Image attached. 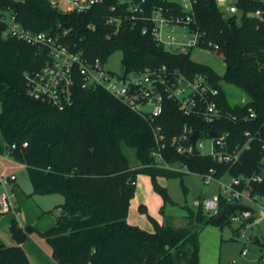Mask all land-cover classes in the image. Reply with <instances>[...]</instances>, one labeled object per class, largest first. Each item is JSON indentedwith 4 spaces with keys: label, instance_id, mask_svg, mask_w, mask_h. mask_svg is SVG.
Segmentation results:
<instances>
[{
    "label": "trees",
    "instance_id": "16d2710c",
    "mask_svg": "<svg viewBox=\"0 0 264 264\" xmlns=\"http://www.w3.org/2000/svg\"><path fill=\"white\" fill-rule=\"evenodd\" d=\"M192 2L189 27L201 34L209 48L219 45L218 55L226 64L223 76L194 61L192 49L171 51L150 34L142 33L145 20L134 26L126 19L114 33L116 26L107 21V3L78 13L62 11L48 0H0V11L11 9L25 27L49 32L88 58L100 57L106 62L121 50L126 72L165 64L190 77L203 74L220 89L218 101L231 114L241 117L249 108L257 112L249 120L206 123L185 115L176 101L168 100L161 123L170 134L178 133L188 123L206 136L211 129L229 131L234 143L246 139V130L255 138L251 148L233 165L199 152L179 153L172 145L163 150L164 164L170 167L159 165L152 156L157 145L146 119L107 89L84 88L79 77L73 105L62 110L31 97L27 74L42 68L49 58L48 48L6 36L5 24H0V154L7 152L26 165L34 194L64 196V202L56 207L55 223L40 232L59 264H200L202 229L208 224H230L240 214L218 218L202 206L185 205L184 226L155 220L153 231L127 220L141 173L152 176L154 181L159 176H183L185 172L178 168L199 174L214 168L219 178L226 173L250 175L259 169L263 157L264 0H237L238 11H228L230 15H225L217 0ZM153 6H163L166 13L175 16L187 14L178 1L147 0L145 15L151 14ZM222 80L242 89L249 100L232 104ZM124 145L136 149L138 166L130 165ZM156 188L165 200L169 199L165 187ZM253 192L264 194V184L253 183ZM231 204L222 198L219 211ZM9 228L17 244L7 245L0 237V264H32L21 244L34 228L20 227L16 218H12ZM254 242L264 251V242L256 237ZM263 258L264 254L259 264Z\"/></svg>",
    "mask_w": 264,
    "mask_h": 264
},
{
    "label": "built area",
    "instance_id": "2783aa9c",
    "mask_svg": "<svg viewBox=\"0 0 264 264\" xmlns=\"http://www.w3.org/2000/svg\"><path fill=\"white\" fill-rule=\"evenodd\" d=\"M52 6L62 11L86 12L99 4H108L109 16L107 21L116 26L117 33L124 21L128 19L135 26L145 20L141 27L144 34H150L159 44L175 52H186L195 47L219 53V45L212 48L206 46L201 34L192 31L189 27L190 12L193 10L192 0L180 3L186 16H175L166 13L163 6H153L150 15H145L147 0H48ZM218 5L230 12H237L238 8L233 0H217ZM257 11L256 14H260ZM5 24L4 34L25 42L44 45L48 48L49 58L41 69L27 74V92L36 99L48 102L58 109H65L74 103V87L77 78L82 80V87H103L112 95L120 99L133 111L140 113L151 127L156 148L152 156L159 165L164 164L163 150L167 145L175 146L179 153L192 155L199 152L210 155L219 163L233 165L237 163L243 152L251 148L255 136L246 130L244 141L232 142V135L226 130L211 129L208 136L200 130L186 123L178 133L170 134L161 123V118L168 100L178 103L179 109L193 119L203 120L206 123H215L224 119L249 120L257 116L253 108L239 117L227 111L218 101L220 89L211 84L203 74L188 76L179 69H171L167 65L145 67L124 73H116L106 67V62L100 57L88 58L82 52L73 51L67 44L53 34L46 31H34L18 21L11 9L0 11V24ZM183 28L181 38L174 33ZM150 107V111H143L142 107ZM195 130L199 131L196 143L191 141ZM211 131L216 134L211 135ZM210 138L211 150L206 153L200 148L204 145L203 139ZM264 151V140H261ZM27 145V142H24ZM16 144H13V148ZM205 181L210 183L218 180L223 192L203 200L195 199L196 207L202 206L207 213L218 214L222 198L229 203L239 204L242 200L255 203L257 212L264 214V194L253 192V183L264 184V153L259 169L250 175H228L229 181H222L216 176V169L202 174ZM17 179L16 173L0 175V215L13 214L16 218L20 214V207L15 194L9 188L10 181ZM235 217V216H234ZM233 217V219H234ZM247 254V247L242 251ZM236 262L235 260L233 263ZM138 264H146L141 262ZM259 264V263H258ZM260 264H264V258Z\"/></svg>",
    "mask_w": 264,
    "mask_h": 264
},
{
    "label": "rangeland",
    "instance_id": "374dc122",
    "mask_svg": "<svg viewBox=\"0 0 264 264\" xmlns=\"http://www.w3.org/2000/svg\"><path fill=\"white\" fill-rule=\"evenodd\" d=\"M20 1V0H17ZM184 3L188 0H173ZM231 13L225 10V15ZM184 30L181 28L174 35L182 37ZM122 51L117 50L106 60V67L116 73H124L122 62ZM191 58L199 63L210 66L217 74L223 76L226 71V64L218 54L195 47L191 51ZM223 87L228 93L232 104L245 103L249 96L239 87L221 81ZM0 101V112H1ZM0 142L2 134L0 130ZM204 145L200 148L203 152H210V138L203 139ZM124 151L129 158L131 166L140 164L136 149L132 146L124 145ZM185 172L183 176H159L154 178L148 174H139L136 180V192L130 201L127 220L130 223L137 224L142 228L153 231L155 229V220L157 222L170 223L175 226H184L186 224L185 215L187 211L183 206L197 208L193 202L195 199L203 200L207 197H213L219 192V181L213 180L207 183L202 174L189 172L187 169L178 168ZM0 170L6 173L15 172L18 176V185L16 193L20 199L21 211L17 216V221L22 226H32L34 228L31 238H35L38 243L44 245V240L40 232L47 230L55 223V214L58 213L57 197L64 201V196L59 193L53 194H34L33 185L26 165L14 159L9 153L0 154ZM222 181H229L228 175L221 177ZM161 185L166 188L169 196L165 200L163 195L156 188ZM62 201V202H63ZM246 204L257 210L255 203L242 200ZM164 208V210H162ZM27 215V218L24 215ZM6 215V216H4ZM5 218L0 220V235L4 242L15 244L14 237L9 228L14 215L2 214ZM30 234V233H29ZM28 234V237L29 236ZM258 238L264 242V214L257 212L251 219L245 220L241 214L236 215L230 224L218 226L208 224L199 234V257L202 264H256L264 251L259 244L254 242ZM42 240L43 242H40ZM247 247V254L243 255V249ZM236 261L233 263V261ZM40 264H46L44 262Z\"/></svg>",
    "mask_w": 264,
    "mask_h": 264
},
{
    "label": "crops",
    "instance_id": "0c3cea01",
    "mask_svg": "<svg viewBox=\"0 0 264 264\" xmlns=\"http://www.w3.org/2000/svg\"><path fill=\"white\" fill-rule=\"evenodd\" d=\"M233 2L236 3V1H234V0H233ZM12 173H15V172L6 173V172H3V171L0 170V175H10ZM17 185H18V176H17L16 180L10 181L9 188H10L11 192L15 194V198H16V200H17V202L19 204L20 210H21L20 199L18 198L17 193H16ZM57 199H58L57 201H60V202H58V205L64 202L61 198L59 199L57 197ZM57 214H55V221H56ZM4 216H6V215H4ZM4 216L0 215V220L5 218ZM24 216L27 218L26 214ZM14 218H16V217L14 216ZM19 226L22 227V228H25V226H22V224H19ZM32 234H36V233L35 232L34 233H30L29 234L30 237L27 238L21 244L23 246V248L25 249V251H26L31 263L32 264H40V263L44 262L46 264H59L53 258V256H52V247L47 242V240L44 237H42V239L44 240L45 243H44V245H41L40 243L37 242V240L35 238H31ZM0 237H1V235H0ZM14 241H15V244H17V241L15 239H14ZM40 242H43V241L40 240ZM5 243L7 245H14L13 243H8V242H5ZM200 264H202L201 261H200ZM256 264H258V262Z\"/></svg>",
    "mask_w": 264,
    "mask_h": 264
},
{
    "label": "water",
    "instance_id": "95a60500",
    "mask_svg": "<svg viewBox=\"0 0 264 264\" xmlns=\"http://www.w3.org/2000/svg\"><path fill=\"white\" fill-rule=\"evenodd\" d=\"M234 1H237V0H234ZM142 110L143 111H150L151 108L144 106V107H142ZM215 134H216V131H211V135L214 136ZM198 137H199V131L195 130L192 137H191V141L193 143H196ZM235 212H239L243 216V218H248L255 213V209L252 208L251 206L243 204V203L231 204L227 209H223V210L219 211L217 214V217L221 218L225 215H230V214H233ZM208 214H210V213H208Z\"/></svg>",
    "mask_w": 264,
    "mask_h": 264
}]
</instances>
